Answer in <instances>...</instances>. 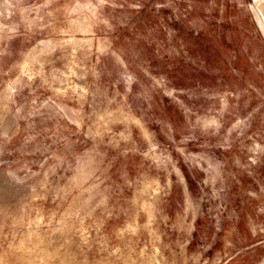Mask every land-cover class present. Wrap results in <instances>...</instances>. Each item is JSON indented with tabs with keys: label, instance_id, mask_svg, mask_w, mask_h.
Instances as JSON below:
<instances>
[{
	"label": "rangeland",
	"instance_id": "1",
	"mask_svg": "<svg viewBox=\"0 0 264 264\" xmlns=\"http://www.w3.org/2000/svg\"><path fill=\"white\" fill-rule=\"evenodd\" d=\"M0 264H264V0H0Z\"/></svg>",
	"mask_w": 264,
	"mask_h": 264
}]
</instances>
